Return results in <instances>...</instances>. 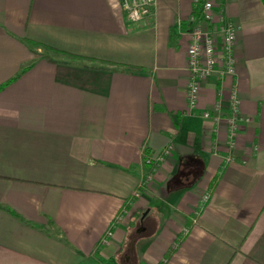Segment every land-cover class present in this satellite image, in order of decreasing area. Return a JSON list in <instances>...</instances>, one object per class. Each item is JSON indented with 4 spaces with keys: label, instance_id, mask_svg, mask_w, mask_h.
Instances as JSON below:
<instances>
[{
    "label": "crops",
    "instance_id": "0c3cea01",
    "mask_svg": "<svg viewBox=\"0 0 264 264\" xmlns=\"http://www.w3.org/2000/svg\"><path fill=\"white\" fill-rule=\"evenodd\" d=\"M122 1L0 0V264H264L262 0H214L237 70L193 110L205 0Z\"/></svg>",
    "mask_w": 264,
    "mask_h": 264
},
{
    "label": "built area",
    "instance_id": "2783aa9c",
    "mask_svg": "<svg viewBox=\"0 0 264 264\" xmlns=\"http://www.w3.org/2000/svg\"><path fill=\"white\" fill-rule=\"evenodd\" d=\"M157 0H123L122 7L132 22H140L151 16ZM238 29L234 22L227 20L222 12H216L214 0H205L202 7V25L191 32L188 47V69L190 79L188 83V101L190 109L198 107L201 79L213 74H236V60L234 49ZM220 109L216 110V119H221ZM204 118L211 117V112L203 111ZM229 124L231 145L235 144L242 122L240 116L239 97L236 91L230 96V112L225 117ZM167 150L166 152H169ZM152 162L151 159L148 160ZM139 196V194H137ZM209 194L203 196V201L209 199Z\"/></svg>",
    "mask_w": 264,
    "mask_h": 264
},
{
    "label": "trees",
    "instance_id": "16d2710c",
    "mask_svg": "<svg viewBox=\"0 0 264 264\" xmlns=\"http://www.w3.org/2000/svg\"><path fill=\"white\" fill-rule=\"evenodd\" d=\"M262 3H263V5H264V0H262ZM28 42H29L31 45L36 46V47L44 46L43 44H41V43H39V42H36V41H34V40H28ZM44 47H45L47 50H50V51H58V50H55L54 48H51V47H48V46H44ZM58 52H60V51H58ZM60 53H63L64 55H67V56H69V57H71V58H79V57L83 58L82 56L75 55V54H67V53H65V52H60ZM66 63H67V62H66ZM28 67H30V66H28ZM28 67L24 68L23 71H26V70L28 69ZM23 71H22V72H23ZM11 81H13V80H10L9 82H11ZM9 82H8V83H9ZM5 85H7V83L4 84L3 86H1L0 89H2Z\"/></svg>",
    "mask_w": 264,
    "mask_h": 264
},
{
    "label": "rangeland",
    "instance_id": "374dc122",
    "mask_svg": "<svg viewBox=\"0 0 264 264\" xmlns=\"http://www.w3.org/2000/svg\"><path fill=\"white\" fill-rule=\"evenodd\" d=\"M139 217V216H138ZM140 218V217H139ZM139 220V219H138Z\"/></svg>",
    "mask_w": 264,
    "mask_h": 264
}]
</instances>
